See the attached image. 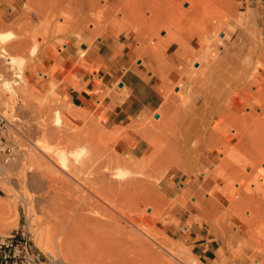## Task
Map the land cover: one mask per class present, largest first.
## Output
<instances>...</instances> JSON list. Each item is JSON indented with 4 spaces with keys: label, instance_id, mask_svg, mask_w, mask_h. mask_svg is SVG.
Returning a JSON list of instances; mask_svg holds the SVG:
<instances>
[{
    "label": "rangeland",
    "instance_id": "obj_1",
    "mask_svg": "<svg viewBox=\"0 0 264 264\" xmlns=\"http://www.w3.org/2000/svg\"><path fill=\"white\" fill-rule=\"evenodd\" d=\"M54 1L0 0V34H11L0 39V236L28 241L30 264H264V0H164V22L154 14L162 0H121L122 12L113 0H83L93 13L81 0H69L75 9ZM105 36L129 41L132 67L143 62L163 95L125 126L75 106L64 85L78 87V68L100 69L94 44ZM64 53L76 60L59 82ZM10 58L25 61L21 72ZM95 82L100 102L118 89ZM94 155L104 180L84 165ZM174 175L198 191L168 183ZM131 180L135 205L120 201L130 191L105 189ZM183 195L186 224L176 215ZM194 230L212 243V259L198 256Z\"/></svg>",
    "mask_w": 264,
    "mask_h": 264
},
{
    "label": "crops",
    "instance_id": "obj_2",
    "mask_svg": "<svg viewBox=\"0 0 264 264\" xmlns=\"http://www.w3.org/2000/svg\"><path fill=\"white\" fill-rule=\"evenodd\" d=\"M132 55H135V49L129 45L128 40L122 38L117 40L110 36L99 38L94 44L93 61L95 65L100 66V69L92 75L78 68L77 72L80 75L78 87L69 82L64 83L72 103L75 106L87 107L99 117L107 118L108 124L112 126L129 125L143 112L157 109L163 101L160 83L156 82L154 74L145 68L142 62L139 61L141 64L132 67ZM75 57L73 53H64L58 58L60 69L55 75L57 81H63L67 73L74 69ZM96 76L112 90L115 84L118 85V89L113 90L111 95L106 96L101 102L95 93L100 87L95 82ZM178 182L184 190L198 191L197 185L192 181L186 183L175 175L168 178L170 184ZM186 200L183 195L176 201L178 203L176 205L181 209L176 214L177 218L184 224L192 215L190 209L181 206ZM186 228L189 229L188 226ZM189 239L194 243V249L202 262L212 259L215 250L207 236L194 230V236Z\"/></svg>",
    "mask_w": 264,
    "mask_h": 264
},
{
    "label": "bare ground",
    "instance_id": "obj_3",
    "mask_svg": "<svg viewBox=\"0 0 264 264\" xmlns=\"http://www.w3.org/2000/svg\"><path fill=\"white\" fill-rule=\"evenodd\" d=\"M51 1H52V0H51ZM56 1H57V0H56ZM56 1H54V5H55ZM64 1H65V0H64ZM73 1H75V0H73ZM77 1H78V0H77ZM81 1H82V3H81V2H76V3H78V5H79V6L76 5V6H78V9H79V7H81V6H82V7H83V6L85 7V6H86L85 4L89 5V6H87V7L90 8V6L92 5L91 3H92V1H94V0H92L90 4H88V1H90V0H88L85 4H84L83 2L86 1V0H84V1L81 0ZM106 1H109V0H106ZM122 1H123V0H122ZM122 1H121V0H113V3L115 4V7H116V8L118 7L117 9H119V8L121 9L120 12H122V7H119V6L121 5V3H123ZM134 1H135V0H134ZM163 1H164V0H162V1L159 3L158 7H156V9L154 10V14L158 15V18H160V19L163 18L164 20H161V21L164 22L165 20H167V18H166V16H165V18L163 17L164 14H162L163 16L160 14V13L163 12V10H164L163 13H165V9H166L165 1H164V2H163ZM57 2H59V0H58ZM60 2H61V1H60ZM43 3H44V0H43ZM51 3H52V2H51ZM67 3H71V4H72V6H71L72 8L74 7L73 4H74V5L76 4V3H73L72 1L70 2L69 0H68ZM93 3H94V4L96 3V5L98 4L97 7H99V6H102V7H103V5H100V2L98 3L97 0H96V2L94 1ZM134 3H135V2H134ZM56 4H57V3H56ZM58 4L60 5V3H58ZM58 4H57V6H59ZM71 4H69V5H71ZM114 4H112V5H108V6H107L106 3H105V6H107L106 8H108V7L110 8L111 6H113V8H112V7L110 8V9H111L110 12H113V11H114ZM45 5H49V4H45ZM63 5H64V4H63ZM96 5H94V6H96ZM118 5H119V6H118ZM43 6H44V5H43ZM43 6H41V7H43ZM94 6H93V7L91 6V8L94 9ZM105 6H104V7H105ZM47 7H48V6H47ZM49 7H50V6H49ZM52 7H53V6H52ZM54 7H55V9H56V6H54ZM60 7H63V6H60ZM66 7H67V10H68V5H67V6H64V9H63L62 11H64V10L66 9ZM69 7H70V6H69ZM71 7H70V8H71ZM87 7H86V9H88L89 11H91V13L94 12V10H91V8L89 9V8H87ZM100 8H101V7H100ZM109 8H108V9H109ZM73 9H75V8H73ZM83 9H84V8H83ZM101 9H102V8H101ZM112 9H113V11H112ZM152 9H153V7L151 6V11L153 12ZM67 10H66V12H65L66 14H68L69 11H70L69 14H71V15L73 14V12H75V11L72 10V9H69V11H67ZM95 10H96V7H95ZM98 10H99V8H97V11H98ZM102 10H103V9H102ZM102 10H100V11L102 12ZM106 10H107V9H106ZM106 10H105V13H106L107 15H108V14H109V15H110V14L112 15V13H110V12L107 13ZM53 11H54V10H53ZM59 11H61V10H59ZM62 11H61V14L64 13V12H62ZM80 11H81V10H79V12H80ZM89 11H88V13H89ZM117 11H118V10H117ZM79 12H78V13H79ZM85 12H87V11H86V10L83 11V13H85ZM103 12H104V11H103ZM118 12H119V11H118ZM152 12H151V13H152ZM81 13H82V12H80V13L78 14V16H79V15L81 16ZM151 13H150V14H151ZM57 14H58V12H57ZM95 14H96V12H95ZM165 14H167V11H166ZM59 15H60V14H59ZM73 15H74V14H73ZM87 15H88V14H87ZM87 15H84V17H83L84 19H83V20H86V19H85V16H86V18H89V17H90V15H89V17H87ZM92 15H94V14H92ZM156 15H155L154 17H156ZM160 15H161V17H160ZM74 16H75V15H74ZM82 16H83V14H82ZM82 16H81V17H82ZM95 16H96V15H95ZM97 16H98V15H97ZM97 16H96V17H97ZM101 16H102V15H101ZM149 17H150V18H149ZM149 17H148L149 20H147L146 25H148V24H150V23L152 22V18H153V17H152V18H151V16H149ZM91 18H92V17H91ZM99 18H100V17H99ZM158 18H156V19L154 18V20H155L154 23L156 22L155 24H157V23L159 22L160 19H158ZM100 19H101V18H100ZM103 19H104V18H103ZM150 19H151V20H150ZM87 20H88V19H87ZM156 20H157L158 22H157ZM79 21H80V23L83 22V21H81L80 18H79V20L77 19V24L79 23ZM96 21L98 22V20H96ZM109 21H110V20H109ZM109 21H108V22H109ZM161 21H160V24L162 23ZM100 22H101V21H100ZM100 22H99V23H100ZM80 23H79V24H80ZM103 23H104V22H103ZM81 24H82V23H81ZM101 24H102V23H101ZM107 24H108V23H107ZM107 24H106V25H107ZM158 24H159V23H158ZM103 25H104V24H103ZM120 25H121V24H120ZM162 25H164V24H162ZM166 25H167V24H166ZM166 25H165V26H162V28L165 27V30H167L166 28H168V26L166 27ZM79 26H81V25H79ZM111 26H112V24H111ZM114 26H116V24H115V25L113 24V27H114ZM122 26L124 27V25H121V28H122ZM155 26H156V25H155ZM155 26H154V27H155ZM159 26H161V25H158V27H159ZM113 27H112V30H113ZM103 28H104V27H103ZM110 28H111V27H110ZM114 28H116V27H114ZM121 28H120V29H121ZM149 28H150V26H149ZM160 28H161V27H160ZM100 29H101V28H100ZM122 29H123V28H122ZM152 29H153V27H152ZM152 29H151V30H152ZM154 29H157V28H154ZM95 30H96V29H95ZM97 30H98V29H97ZM110 30H111V29H110ZM157 30H158V29H157ZM160 30H161V29H160ZM144 31H146V30H144ZM112 32H113V31H112ZM120 32H121V31H120ZM167 32H168V31H166L165 36L168 34ZM98 33H99V32H98ZM146 33H147V31H146ZM155 33H156V32H155ZM102 34H103V33H102ZM91 36H92V35H91ZM93 36H94V35H93ZM95 36H97V35H95ZM148 36H149V35H148ZM10 37H11V34H0V39H1L2 41H6V40H7L8 38H10ZM82 37H83V36H82ZM82 37H81V38H82ZM116 37H117V36H116ZM154 38H155V37H154ZM165 38H167V36H166ZM88 39H89V38H88ZM83 40H84V39H83ZM159 40H160V39H159ZM159 40H158V41L155 40L158 44L155 43V42H154V44H157L156 47L159 48V50L162 49V48H164V50H165L166 48L164 47V44L167 45V40H168V39H167L166 41H165V40H164V41H163V40L159 41ZM85 41H86V40H85ZM88 42H89V41H88ZM91 43H92V42H91ZM35 44H36V43H35ZM90 45H91V44H90ZM38 46H39V45H38ZM38 46H37V48H38ZM162 46H163V47H162ZM37 48L35 47V48H34L35 50L33 49V54H34V55L37 53V52H36V49H37ZM154 50H155V49H154ZM152 52H153L154 55L156 54L155 57H156L157 59L161 58V57L159 56L160 54L157 55V53H156L157 51H156L155 53H154V51H152ZM141 54H142V53H141ZM144 55H145V54H144ZM132 56H133V55H132ZM158 56H159V58H158ZM156 58H154V59H156ZM21 59H22V58H20V59H14V58L11 59V58H10V64H11V62L15 63L14 65H17L16 67H19V72L22 71L23 64L25 63V61H24V60H21ZM135 62H136V61H135ZM142 63H143V62H142ZM144 65H147V64H144ZM93 66H94V65H93ZM150 70H151V69H150ZM19 72H18V73H19ZM153 72H154V71H153ZM19 76H20V75H19ZM19 76H18V77H19ZM161 76H163V74H162ZM6 85H7V86H5V87H8V86L11 87V83H6ZM11 89H12V87H11ZM9 90H10V89H9ZM58 122H60V118H58ZM45 149H46V148H45ZM95 151H96V150H95ZM96 152H97V151H96ZM59 154H60V153H59ZM98 154H99V153H98ZM98 154H97V156H99ZM61 156L63 157V158H62V161H63L64 163H66V157H65L64 153H61ZM97 156L94 155V158L89 159V160L86 162V164H84V165L86 166L87 169H92V168H95V167H96L97 170H98V173L102 176V177L99 176V178H101V179L104 178V179H105L104 174H102V173L100 172L101 169H102V167H101L102 164H100V163H101V160H104V159H101L102 156H99V157H101L100 160H99V157H97ZM95 157L98 159V161L95 160ZM108 161H109V160H108ZM115 162H116V161H115ZM124 162H125V161H124ZM127 162H128V161H126L125 163H127ZM121 163H122V162H121ZM103 165H104V164H103ZM124 165H125V164H124ZM127 165H128V164H127ZM99 166H100V167H99ZM108 166H109V165H108ZM134 166H135V165H134ZM103 167H104V166H103ZM109 167H110V166H109ZM109 167H108V168H109ZM84 168H85V167H84ZM108 168H105V169L108 170ZM99 169H100V170H99ZM105 169H104V170H105ZM87 171H88V170H87ZM98 173H97V174H98ZM75 174H76V173H75ZM92 174H93V173H92ZM87 175H89V174H87ZM93 175H94V174H93ZM69 176H70V174H69ZM95 176H96V175H95ZM95 176H94V177H95ZM91 177H92V176H91ZM99 178H98V179H99ZM86 179H87V178H86ZM104 179H103V180H104ZM131 181H132V180H131ZM103 182H104V181H103ZM105 182H106V181H105ZM105 182L103 183L104 185H105ZM107 182H108V181H107ZM97 183H98V182H97ZM133 183H134V184H133ZM103 184H102V185H103ZM107 184H108V183H107ZM107 184H106V185H107ZM135 184H136V183H135L134 181H132V182L129 183L127 186H124V185H123V187H122V186H120V187L117 186V187H116V186H114V185H110V186L108 185L109 187H108V188H105V189H109V192L114 193L113 195H115V194L117 195V193L122 192L121 194H122L123 196H124V193H123V192H126L127 195H128V194H129L128 191H130L131 196L128 195L127 197H123V198H121L120 201H122V203L125 204L124 202H125L126 200H127V201L130 200L128 203H130V205H131V204H132V201H133V205H135L134 202L136 203L135 200H136V198H137V197H133V195L136 196V194L134 193V191H135V190L137 191V186H136L137 184H136V185H135ZM134 186L136 187V189L133 190V191L130 190V189H131L132 187H134ZM106 187H107V186H106ZM103 189H104V188H103ZM103 189H102V190H103ZM97 190H98V189H97ZM120 190H121V191H120ZM99 191H100V190H99ZM98 193H99V192H98ZM98 193H97V194H98ZM101 193H102V192H101ZM132 193H133V194H132ZM102 194H103V193H102ZM111 195H112V194H110V196H111ZM116 195H115V196H116ZM117 197H118V199L120 198L119 196H117ZM121 197H122V196H121ZM128 197H130V198L128 199ZM131 197H132V200H131ZM112 198H114V197H112ZM115 198H116V197H115ZM115 198H114V200H115ZM134 198H135V200H134ZM123 199H126V200H123ZM115 201H116V200H115ZM115 201H114V203H116ZM133 205H132V206H133ZM132 206H130V207H132ZM88 209H89V208H88ZM88 209H87V210H88ZM91 209H92V208H91ZM91 209H90V210H91ZM88 212H89V211H88ZM98 220H99V219H98ZM109 223H110V222H109ZM100 225H101V224H100ZM98 227H99V226H98ZM108 246H109V245H108ZM64 253H65V252H64ZM66 254H67V253H66ZM68 254H69V253H68ZM74 254H75V253H74ZM67 258H68V257H67ZM73 259H74V258H73ZM74 260H76V259H74ZM79 260H80V259H79ZM78 262H79V261H78ZM84 262H85V261H84Z\"/></svg>",
    "mask_w": 264,
    "mask_h": 264
},
{
    "label": "built area",
    "instance_id": "obj_4",
    "mask_svg": "<svg viewBox=\"0 0 264 264\" xmlns=\"http://www.w3.org/2000/svg\"><path fill=\"white\" fill-rule=\"evenodd\" d=\"M7 125L8 118L0 111V144L6 139ZM35 259L28 241L19 239L17 235L0 236V264H30Z\"/></svg>",
    "mask_w": 264,
    "mask_h": 264
}]
</instances>
